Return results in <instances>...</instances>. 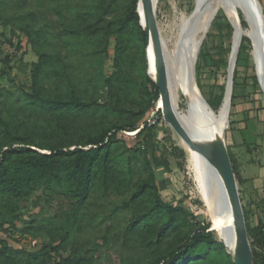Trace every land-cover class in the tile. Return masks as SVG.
<instances>
[{
  "label": "trees",
  "instance_id": "obj_1",
  "mask_svg": "<svg viewBox=\"0 0 264 264\" xmlns=\"http://www.w3.org/2000/svg\"><path fill=\"white\" fill-rule=\"evenodd\" d=\"M137 2L92 0L88 10L78 6L70 21L61 19L60 36L64 47L78 57L106 54L109 37H114L112 72L106 75L101 71L97 81L102 82L105 102L93 98L88 77L73 76L67 71L65 56L43 51L41 33L26 31L32 47L42 51H38V60L31 69L33 92L23 91L16 110L0 106V229L8 232L5 225L11 227L20 220V203L41 188L67 198L72 207L67 221L74 225L77 213L93 193L110 191L124 183V168L114 158L117 145L135 151L141 142L144 148L141 169L146 178L133 184L127 198L132 210L128 231L141 235L150 248L140 264H237L208 223L197 221L182 208L170 206L161 198L148 136L162 123V110L160 107L155 110L157 120L148 125L147 118L154 110L159 92L146 72V35L139 23ZM239 21L245 29L244 18L239 16ZM226 31L233 35L230 23ZM2 38V42L13 46L10 39ZM249 43L250 39L242 36L232 76L231 106L236 97L239 55ZM14 47L19 49L18 44ZM133 50L142 55V93L147 98L136 105V110L132 104H125L129 98L123 76L133 61ZM206 57L201 51L197 53L196 73ZM2 61L9 63L10 56L4 53ZM213 62L214 66L221 63L214 59ZM49 78L62 81L60 90L54 95L45 88ZM224 91L225 87L222 94L207 102L214 113L222 104ZM168 153L176 165L184 169L185 151L174 145L168 148ZM230 164L240 186L243 180L238 166L231 158ZM242 208L245 217L243 205ZM246 230L254 264H264V223L259 222L255 227L246 223ZM68 235V232L61 234L58 229L49 231L48 241L24 256L0 235V264H88L86 258L62 255V244Z\"/></svg>",
  "mask_w": 264,
  "mask_h": 264
},
{
  "label": "rangeland",
  "instance_id": "obj_2",
  "mask_svg": "<svg viewBox=\"0 0 264 264\" xmlns=\"http://www.w3.org/2000/svg\"><path fill=\"white\" fill-rule=\"evenodd\" d=\"M257 1L264 21V0ZM211 5L215 6V3L211 2ZM78 6L88 10L92 6V0L0 1V41L2 42L3 36L14 43L13 46L7 42L0 44V72L5 71L0 75L1 108L16 110L20 106L18 98L23 91L33 92L30 81L31 69L33 63L38 60V51L42 49L32 47L26 31L41 33L40 41L45 45L43 51L58 52L65 56L67 71L73 76L80 74L81 78L88 77L93 98L98 102L107 100L102 82L97 81L100 79L101 71L106 75L112 72L114 37H109L106 54L78 57L67 51L60 36L61 19L63 22L70 21ZM234 11L240 24L239 16L244 20L245 16L240 9ZM155 14L160 37L173 55L181 39L180 34L184 25L195 15V0H157ZM228 23L232 25L229 15L223 9L216 11L204 36L199 32L202 20L197 19L195 22L197 53L201 51L207 57L197 73L194 70V77L199 96L206 104L222 94L226 84L232 50H235L237 41L235 29L233 35L227 34ZM249 29L248 24L245 29L243 28L245 32L243 36L248 37L250 43L239 55L236 97L229 108L228 125L224 130L222 147L229 160L234 159L237 166L238 162L239 164L246 162L248 174L259 175L260 169L257 164L264 165V91L258 78L254 45L247 34ZM15 44H18L19 49H15ZM88 49L91 50L90 47ZM4 53L10 56L11 61L7 64L2 61ZM132 54L133 61L128 64L123 76L126 95L129 98L125 104L126 106L132 104L136 110V105L147 98L142 93L144 89L142 55L134 50ZM213 59L219 60L220 65L214 66ZM146 72L154 80V76L148 73L147 68ZM61 84L62 81L60 82L58 78H49L45 88L49 94L54 95L60 90ZM159 102L158 99L154 110ZM188 107L191 108L189 100L183 84L179 83L176 110L187 115ZM24 109L26 110V105ZM24 115H27L26 112ZM154 132L149 134L148 144L161 198L170 206L182 208L197 221L208 223L214 235L220 240L212 213L203 197L202 169L198 168L194 158L167 123L162 120ZM174 145L185 151L184 169H180L175 159L168 153V148ZM143 149L141 142L135 151L127 149L122 144L117 145L114 158L124 168V183L110 191L98 190L93 193L86 205L77 213L74 225L67 221L72 208L67 198L41 188L20 203L22 214L20 220L11 227L5 225L8 232L0 229L1 237L6 238L14 249L21 250L24 256L27 252L38 250L47 242L49 231L58 229L61 234L69 233L61 248L64 256L70 254L75 258H86L88 264H140L150 248L141 235L128 231L132 210L127 205V198L132 192L133 184L141 178H146L141 169ZM213 171L210 169L205 175L217 180V173ZM240 186L238 185L239 194ZM258 191L252 192L250 199L244 196L241 202L246 213L245 222L249 227H255L259 222L264 223V185ZM225 247L233 254L230 248L226 245Z\"/></svg>",
  "mask_w": 264,
  "mask_h": 264
},
{
  "label": "water",
  "instance_id": "obj_3",
  "mask_svg": "<svg viewBox=\"0 0 264 264\" xmlns=\"http://www.w3.org/2000/svg\"><path fill=\"white\" fill-rule=\"evenodd\" d=\"M231 2L239 7L243 6L246 9V13L244 15L245 20L250 30L254 34V38L251 37L250 38L255 49L258 78L261 85L264 86V21L262 18L258 1L231 0ZM156 3L157 0H138L136 11L139 14V23L143 27L146 35V57H147L148 73H150V69H151L150 61L151 60L154 61V68L156 72L154 76V82L157 86L159 92V100H160L157 107H160L162 110V120L172 128V130L178 135V137L184 143H186V145L189 147L191 151H193L196 155L204 159L216 171V173L220 177L227 193L228 201L234 216L236 229L244 251L243 258H241L240 260L238 259L236 252L233 251L234 260L236 261L237 264H254L252 250L250 247V243L248 241L246 222H245L244 212L238 190V184L235 179L228 155L223 149L222 144L221 147L216 150L213 146L207 145L203 142L204 139H210V141L214 143L219 142L218 135L214 134L215 132H213L215 131V127H216L215 123L212 120H208L203 113L188 107V115L190 117V120L197 125H201L202 127L208 126L209 130L211 131V132H207V129L204 128L205 129L204 132H197V129L195 131L188 132L178 120L176 116L175 107L171 103L170 94L168 90V81L166 78V65L162 53V45L164 44V41L160 37V33L157 26L156 14H155ZM195 8H196V2H195ZM140 10L142 11L143 17L141 16ZM214 15L215 13L212 14L211 18L206 24L205 29L202 33L203 36L205 35L207 28L211 24ZM193 19L194 17L191 19V21ZM230 20L232 22L234 29H236V22L231 18ZM193 28H194L193 32H196L197 31L196 27L194 26ZM258 40L260 41V44H258ZM150 45L152 51L149 50ZM189 48L190 45L188 43L182 53L188 51ZM197 50L198 47H196L195 54L189 62V68L192 71L193 83L195 87H196V82L194 77V70H195V62L197 57L196 55ZM236 58H237V48L234 50V54L229 64V71H228V76H227L225 91L223 96L224 99V97L228 95L229 107H230V98H231V90H232V76L234 72ZM203 104H204V110H206V112L214 114L213 111L208 107V105L205 102ZM225 120L227 122L226 124L228 125L227 115L225 117ZM220 134H222L223 136L224 129H221ZM224 245L226 244L224 243Z\"/></svg>",
  "mask_w": 264,
  "mask_h": 264
},
{
  "label": "bare ground",
  "instance_id": "obj_4",
  "mask_svg": "<svg viewBox=\"0 0 264 264\" xmlns=\"http://www.w3.org/2000/svg\"><path fill=\"white\" fill-rule=\"evenodd\" d=\"M195 2L197 5L195 8L194 19L192 21L190 20L184 25L181 34L178 32L180 34L181 39L179 40V42L177 43L174 49V54L173 55L170 54L169 49L165 43L162 45V53L166 65V78L168 81V90L170 94L171 103L173 104L176 110L177 102H178V87H179V83H182L191 108L193 110H197L203 113L208 120H212L215 123L216 127H215V131L213 132H215L214 134L218 135L219 142L214 143L210 141V139H204L203 142L207 145L213 146L217 150L221 147L222 139H223L222 138L223 136L222 134H220V131L221 129L225 130L227 126L225 117L226 115L228 116V112L230 108L228 95L224 97L222 106L219 109L218 113L215 114L213 112L214 114H211L209 112H206V110H204V104H203L204 102L201 100L199 96L197 86L195 87L193 83L192 71L189 68V62L193 58L195 54V49L197 47L195 40L196 32H193L194 29L193 27L195 26V22L197 21V19L198 20L201 19L202 24L199 29L200 30L199 32L203 33L205 26L208 23L209 19L211 18L212 14L216 13L218 9H223L229 15V17L236 22L235 34H236L237 42L235 49L237 48V53H238L239 44L245 32L241 28L240 24L238 25L236 20L237 15L234 10L240 9L245 15L246 9L243 6L239 7L236 4L232 3L231 0H195ZM211 2H214L215 6H212ZM140 13L141 16L143 17L141 10ZM247 34L251 38H254V34L250 29L247 32ZM188 43L190 45L189 50L182 53ZM258 44H260L259 40H258ZM149 50L152 51L151 45ZM233 54H234V49L231 55V59ZM150 63H151L150 73L153 76H155L156 72L154 68V61L151 60ZM262 89L264 91V86H262ZM176 116L180 121V123L184 126V128L188 132L195 131L196 129L197 132H204L205 130L204 128L207 129V132H211L208 126L202 127L201 125H197L194 122H192L188 114L185 115L183 113L177 112L176 110ZM180 141L181 144L194 158L198 168L200 167L202 169V175H204L203 197L212 213L219 238L227 245L228 248L236 252L237 257L240 260L241 258H243L244 251L236 229L234 216L228 201L227 193L220 177L217 174L216 177L217 180H216L213 179L212 176L210 175H205L206 171H209L210 169L213 168L204 159H202L201 157L196 155L193 151H191L189 147L186 145V143H184L181 139Z\"/></svg>",
  "mask_w": 264,
  "mask_h": 264
},
{
  "label": "crops",
  "instance_id": "obj_5",
  "mask_svg": "<svg viewBox=\"0 0 264 264\" xmlns=\"http://www.w3.org/2000/svg\"><path fill=\"white\" fill-rule=\"evenodd\" d=\"M257 165L260 169L259 175H249L248 170L246 168V162L242 164H239L238 162V170L243 180L240 186L241 199H243L244 196H248V198L250 199V197L252 196V192L258 193L259 188L264 185V165ZM259 198H261V196H259Z\"/></svg>",
  "mask_w": 264,
  "mask_h": 264
},
{
  "label": "built area",
  "instance_id": "obj_6",
  "mask_svg": "<svg viewBox=\"0 0 264 264\" xmlns=\"http://www.w3.org/2000/svg\"><path fill=\"white\" fill-rule=\"evenodd\" d=\"M158 107L156 106V109ZM157 118L155 117V110H152L150 113H149V116L147 118V121H148V125H152L156 122Z\"/></svg>",
  "mask_w": 264,
  "mask_h": 264
}]
</instances>
